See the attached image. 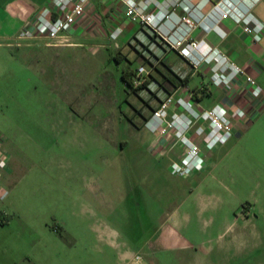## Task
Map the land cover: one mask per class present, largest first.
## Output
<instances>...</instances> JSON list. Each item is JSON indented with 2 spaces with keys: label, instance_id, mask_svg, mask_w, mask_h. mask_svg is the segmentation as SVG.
I'll use <instances>...</instances> for the list:
<instances>
[{
  "label": "rangeland",
  "instance_id": "rangeland-1",
  "mask_svg": "<svg viewBox=\"0 0 264 264\" xmlns=\"http://www.w3.org/2000/svg\"><path fill=\"white\" fill-rule=\"evenodd\" d=\"M139 30L128 29L118 47L97 44L61 59L58 50L45 60L13 59L0 48V138L9 157L0 264H119L136 252L156 264H264V122L211 151L201 145L210 154L202 171L173 173L183 148L160 152L146 129L169 95L154 81L161 76ZM150 52L164 55L156 46ZM117 53L146 68L143 88L127 92ZM175 57L168 64L191 74L192 90L214 91L206 70ZM214 101L201 104L211 109ZM174 209L177 224L166 226ZM168 227L174 234L162 239ZM154 232L160 240L149 245Z\"/></svg>",
  "mask_w": 264,
  "mask_h": 264
},
{
  "label": "built area",
  "instance_id": "built-area-1",
  "mask_svg": "<svg viewBox=\"0 0 264 264\" xmlns=\"http://www.w3.org/2000/svg\"><path fill=\"white\" fill-rule=\"evenodd\" d=\"M90 1L51 0L31 26L20 33L18 39H58L85 16ZM116 1L124 10L127 24L138 25L155 37L156 41L175 51L194 71L207 68L211 87L231 95L238 83H242L248 105L252 108L263 105L264 90L254 75L237 65L217 47L204 39L193 37L200 28L207 33L217 32L224 20L231 19L254 44H259L264 33V24L253 15L249 5H246L245 1L249 0ZM250 3L253 4L252 1ZM180 9L184 10L183 16L177 15ZM125 30L126 25L120 24L110 33L109 40L115 47H118V40ZM147 74L144 66L139 67L135 85L140 86ZM247 117L248 113L243 107L232 109L217 103L213 108L206 109L201 102L195 100L190 86H182L160 102L147 121L146 129L155 136L160 152L175 144L181 145L184 153L181 163L173 164V173L188 176L203 170L201 145L208 151L225 145L234 135L235 124ZM1 142L0 139V171L8 168L7 156L1 148ZM6 193L0 185L2 199ZM126 264L148 263L142 253L136 252Z\"/></svg>",
  "mask_w": 264,
  "mask_h": 264
},
{
  "label": "crops",
  "instance_id": "crops-1",
  "mask_svg": "<svg viewBox=\"0 0 264 264\" xmlns=\"http://www.w3.org/2000/svg\"><path fill=\"white\" fill-rule=\"evenodd\" d=\"M251 1L253 4L250 3ZM50 2L51 0H0V48L5 47L8 49L12 54L13 59H18L19 55L24 57L37 54L38 56H41L40 59L43 60L46 54H50L51 51L55 50L60 52V59L63 53L77 56V52L80 50L79 48H85L93 52L96 48L95 45L97 44H112L109 40V35L116 26L125 24L126 30L124 33L135 26L134 24L126 23L124 10L121 4L116 0H91L85 16L80 19L70 31L62 34L58 39H18L20 33L31 26L41 10L48 6ZM245 3L251 8L253 15L255 12L258 18L261 17L264 19V0H249L245 1ZM184 14L183 9L177 11L178 16H183ZM261 22L264 24V21ZM139 31H143L148 41L151 42L148 36L149 34L145 30L140 28ZM193 37L195 39H204L210 45L220 49L237 65L245 68L251 75H254L257 83L264 90V33L261 42L259 44H254L251 41V38L242 31L241 27L236 26L231 19H226L222 22L217 32L207 33L200 28L195 31ZM136 40L141 44L146 45L144 39H138L136 37ZM150 45V48L156 46L161 49L158 45L162 44L156 41V43L151 42ZM162 48L165 49V46L162 45ZM165 50L168 51L167 55L171 53L176 56L175 62L179 63V66L181 65V62L190 66L176 52H169L168 48ZM205 70L208 72L207 68H201L199 71ZM186 73L187 72L184 71L180 75L186 76ZM210 99H214V103H222L229 108L232 107V109L237 107H243L246 109L248 117L242 121H238L234 127V134L239 139L248 135L255 126L259 124L261 125L263 124L262 122H264V103L262 106L258 105V108H256V106L253 108L250 107L246 98H244L242 83H238L234 93L231 95L224 93L220 89L214 88V91L212 90L211 98L206 100ZM243 130L244 133L242 132ZM0 139L2 141V138ZM1 148L2 150L4 148L3 142H1ZM4 153L9 161L8 155L5 151ZM204 157L205 161L209 162L207 155ZM7 169L0 171V185L1 181H4L5 178V173L2 171L5 172ZM200 185V183L195 184L193 187L196 189L199 188ZM176 214L177 209H174L167 217L166 226L172 224V227H175L177 224ZM169 228L171 229V227H168V230L166 229L165 233H163L162 239L164 238L167 240L168 238L169 240L174 234L172 229L169 230ZM157 232H159V230ZM157 232H154L151 236L152 241H149V245L150 243L152 244V242L160 240L159 233L157 234ZM149 245L147 244V246ZM137 250L143 251V248H138ZM130 257L129 253L125 254L123 257L121 256L119 264H126ZM145 258L147 263L156 264L148 259L146 255Z\"/></svg>",
  "mask_w": 264,
  "mask_h": 264
},
{
  "label": "trees",
  "instance_id": "trees-1",
  "mask_svg": "<svg viewBox=\"0 0 264 264\" xmlns=\"http://www.w3.org/2000/svg\"><path fill=\"white\" fill-rule=\"evenodd\" d=\"M148 36H149L151 42L156 43L155 37H152L150 34ZM139 44L145 49V51L147 53L152 55L154 60H156V64L151 63L150 61L149 62H150V64L154 65V69L160 74L161 81H157V80H154V81L161 88V90H163L167 95H171L172 92L175 89H178L179 87L190 86L191 77H192L191 74L183 76V75L176 73L173 70V68L168 64V62H167L168 51L165 50L164 48H162V45H158L162 49V51L164 52V55H162V58H160L158 56H155L153 52H150V49L148 46L143 45L141 43H139ZM169 52H175V51L169 50ZM138 54H139L140 58H144L147 61V59L144 57V55L141 52H139ZM112 60L117 65L122 66V68L120 69L121 81L125 85L127 92L139 90L146 85V82L142 83L140 86L135 85V77H136V73H137L138 69H136V70L133 69V67H132L134 64L133 62L129 61L124 56H119V53L113 55ZM157 65L162 66L166 73H163L157 67ZM193 92H194L195 100H197L198 102H201V103L204 100L211 98V96H212V91L204 85L194 87Z\"/></svg>",
  "mask_w": 264,
  "mask_h": 264
}]
</instances>
